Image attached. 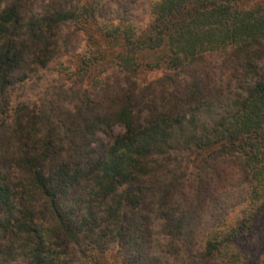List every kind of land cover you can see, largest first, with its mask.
<instances>
[{
	"label": "trees",
	"instance_id": "obj_1",
	"mask_svg": "<svg viewBox=\"0 0 264 264\" xmlns=\"http://www.w3.org/2000/svg\"><path fill=\"white\" fill-rule=\"evenodd\" d=\"M263 210L264 0H0V264H246Z\"/></svg>",
	"mask_w": 264,
	"mask_h": 264
},
{
	"label": "rangeland",
	"instance_id": "obj_2",
	"mask_svg": "<svg viewBox=\"0 0 264 264\" xmlns=\"http://www.w3.org/2000/svg\"><path fill=\"white\" fill-rule=\"evenodd\" d=\"M92 35L93 36L91 35H88V36L90 38L96 37L95 33H92ZM90 43H91L90 40L87 41L84 38V40L81 41L80 50L78 51L77 55L76 56L72 55V56L64 58V60L62 61V65L64 69H66L68 74H70L72 70L77 67L79 60L84 55L88 54L87 50L89 48L88 46L90 45ZM153 56L154 55L152 56L148 55L147 58L152 59ZM101 69H104L103 66L96 67L92 71V73L89 75L95 76ZM136 72H137L136 78L139 82H146L150 79L157 77L160 74V70L155 69V68H153L152 70H146L145 68H142L140 70H137ZM73 78H74L73 75H71V77L68 78L67 80L73 79ZM67 80L65 79V82H67ZM119 130L120 128L118 126H114L112 128L113 133H116ZM100 137H102V132L101 131L96 132L95 139H99ZM250 230H251L250 231L251 233H249V238L251 237V239H248V237H242L240 238L241 240L240 239L237 240L238 249L241 251H244L247 255L246 264H254V261L257 259L259 254L262 253V251L264 250V210L260 212L259 214H257L256 219L255 221H253V224ZM254 234L256 235V238H257L255 244H254ZM98 259H99L98 264H119V261L117 257L115 256L114 252H109L103 255L102 257H99Z\"/></svg>",
	"mask_w": 264,
	"mask_h": 264
}]
</instances>
